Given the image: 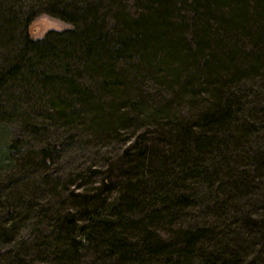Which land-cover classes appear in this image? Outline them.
<instances>
[{
    "label": "trees",
    "instance_id": "obj_1",
    "mask_svg": "<svg viewBox=\"0 0 264 264\" xmlns=\"http://www.w3.org/2000/svg\"><path fill=\"white\" fill-rule=\"evenodd\" d=\"M32 1L72 27L32 39L25 24L14 57L0 64V115L13 100L10 112L23 107L33 88V109L47 99L59 117L92 114L102 132L125 130L128 109L154 116L135 153L121 158L130 175H116L115 200L84 183L65 196L61 176L45 175L70 202L42 215L63 264H101L79 258V243L105 251L102 264H264V105L253 106L261 93L238 87L264 77V0ZM19 6L0 0V40L24 20ZM147 81L200 97L195 118L162 121L173 107L166 97L144 115ZM53 153L42 145L31 157L47 165ZM12 184L17 203L22 191ZM16 227L0 220V246ZM16 250L0 249L2 264H35Z\"/></svg>",
    "mask_w": 264,
    "mask_h": 264
},
{
    "label": "rangeland",
    "instance_id": "obj_2",
    "mask_svg": "<svg viewBox=\"0 0 264 264\" xmlns=\"http://www.w3.org/2000/svg\"><path fill=\"white\" fill-rule=\"evenodd\" d=\"M17 1L20 5L19 12L25 18L23 21L18 20L19 26L10 31L3 40H0V64L2 66L14 57L12 55L14 53L13 45L16 46L23 41L25 24L27 25V34L32 39L42 38L51 31L60 32L72 27L70 22L42 10L44 8H39L38 4L32 0ZM28 14H32V16ZM27 16H31V18ZM52 59L54 62L56 61L54 58ZM49 63L46 60L44 68H51ZM56 65L60 66L61 64L56 63ZM61 68L66 69L64 65ZM239 85H241L238 86L239 89L243 92L250 88L251 92L261 93L259 97L257 95L258 101L253 102V106L259 109L263 108L264 77H258L253 82L242 80ZM144 88L149 101V106L144 109V115H150L156 111L153 106L157 100L166 97L172 101L171 113L163 112L161 114L164 122L183 120L191 114L195 118L202 106L198 101L200 97L197 100V95L193 97L187 94H175L173 89L168 90L163 84L154 81H147ZM26 89H30V87ZM32 89H30L29 96H26L27 102L23 98L22 101L25 104L23 107L21 106L22 108H17L18 111L15 113L10 112L11 108H15L13 106L16 100H13L15 102H11L9 107L5 106L6 111L0 115V220L9 221L12 218L17 225L15 239L2 244L0 249H17L16 252H20L21 258H29L35 264H63V254L56 253L57 245L52 246L54 244L51 242L52 236H49L52 232L51 225L45 223L47 217L42 216L44 209L48 210V216H57L54 210L60 209L64 202H67V205L70 203L69 200H65L64 195L66 196L71 191L74 193L85 191L82 186H79L81 183L87 187L101 186L108 191L107 196L110 197L108 199L115 200L121 189L116 184L119 180L116 175H130L127 174L126 168H122L125 163H121V158L125 156L126 151L131 149L132 145H138L139 141L145 139L147 131L144 129H149V124L152 119L154 120V116L141 120L135 111L128 109V113L125 115L127 121H123V123H127L125 130L102 132L105 125L102 122L101 125L96 119L93 122L92 114L82 117L81 115L59 117L52 111L47 99H45V104L33 109L31 104L37 100L34 96L37 91ZM4 105H6V101H4ZM42 107L48 110L45 112ZM42 145L49 146L54 151L50 157H47V161H45L47 165H44L42 161L38 164V159L31 157L33 154H39ZM260 145L256 147H260ZM129 152L135 153V150L131 149ZM29 157L32 160H29ZM125 165L129 166V163ZM47 173L48 175L52 173L54 177L61 176L60 179L64 181L67 188L64 195L56 193L50 184H46L45 175ZM109 174L114 175L112 184L102 185L104 181L106 182L104 178L110 176ZM11 183H17V186L12 185L22 191L20 193L21 200L17 203L15 202L18 194L10 196L14 191L9 186ZM6 194H9V197H6ZM29 202L38 204L34 208L36 211L25 210L27 205H31ZM9 212L13 215H10ZM52 221L55 222L53 218ZM26 239L34 246L31 251L24 250L23 244ZM80 245L81 243H79V258L85 257L88 261L93 259L101 261V264L105 263L104 258H101L106 254L105 251L100 253L94 251L91 248L93 245L91 243L82 244L81 247ZM7 259L12 260L10 256ZM0 264H2V255H0Z\"/></svg>",
    "mask_w": 264,
    "mask_h": 264
}]
</instances>
